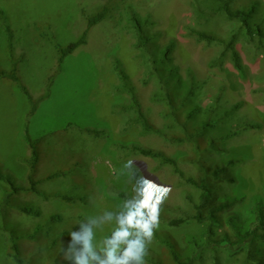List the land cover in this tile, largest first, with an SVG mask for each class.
Segmentation results:
<instances>
[{
  "label": "rangeland",
  "instance_id": "1",
  "mask_svg": "<svg viewBox=\"0 0 264 264\" xmlns=\"http://www.w3.org/2000/svg\"><path fill=\"white\" fill-rule=\"evenodd\" d=\"M253 1L264 8V0H235L232 7ZM105 6L107 18L91 27L85 44L59 64L57 48L79 39L87 30V19ZM214 8L211 0H0V69L9 72L15 64L19 79L16 83L0 79V169L28 187L26 131L38 139L39 153L33 174L37 193L10 200L14 207L31 208L37 216L10 210L0 219V229L32 235L23 243L31 264H79L81 260L111 264L108 250L113 241L106 235L119 230L121 222L111 214H128L142 198L130 181L134 169L152 187L170 190L148 249L152 262H169L156 233L172 235L183 247L184 238L204 230L191 220L180 228L167 224L173 217L192 214L198 201V191L186 181L200 178L192 148L170 145L159 134H143L133 112L123 108L130 100L120 90L117 66L129 76L150 125L162 134H176L168 129L165 107L151 101L155 83L143 84L145 63L135 48L131 15L148 21L146 33L153 36L158 50L173 42L172 66L184 78L193 77L192 104L199 110L193 127L220 119L214 130L206 132L202 146L208 147L214 138L212 150L203 155L209 166L236 161L228 166L235 182L220 184L219 195L237 201L233 212L242 219L249 216L254 199L264 196V50L237 46L243 76L229 56L221 66H212L220 47L198 42L190 30L224 39L238 28L224 17L211 15ZM21 86L38 101L34 112ZM178 91L173 89L176 99ZM68 122L78 127L64 130ZM130 144L162 152L176 162L183 176L158 159L122 148ZM121 193L131 201L122 200ZM2 194L0 186V200ZM63 196L73 202L63 201ZM9 251L8 235L0 230V264H13ZM219 252L221 264H235L228 250ZM198 264H214L213 252H203Z\"/></svg>",
  "mask_w": 264,
  "mask_h": 264
},
{
  "label": "trees",
  "instance_id": "2",
  "mask_svg": "<svg viewBox=\"0 0 264 264\" xmlns=\"http://www.w3.org/2000/svg\"><path fill=\"white\" fill-rule=\"evenodd\" d=\"M215 8L211 15H219L238 25L224 39L217 38L207 32L190 30L192 36L198 42L207 45H216L220 47L218 57L212 62V66H221L226 56H229L234 68L240 76H243V67L241 56L237 46L240 44L253 46L257 50H264V8L260 6L259 1H253L248 5L232 7L235 0H211ZM201 13V12H200ZM109 14V8L103 7L94 15L87 19V30L74 42L65 47H58V63L62 64L65 58L76 51L80 46L85 44L88 30L104 21ZM130 23L134 36L136 38L135 48L138 49L145 63V73L143 84L148 85L154 82L157 89L151 96V101L165 107L166 117L169 118L170 124L168 129L175 133L162 134L153 128L145 116L141 102L135 93L129 76L120 68L116 67L120 81V90L129 96L128 107L126 110L132 111L135 118L134 122L142 128V133H155L161 135L163 140L170 145H181L191 147L196 159L193 164L200 174L198 181L190 178L186 179L196 191H198V201L193 204V213L186 217H173L168 220L170 228H180L189 220L197 225L204 227V230L196 236H188L182 244L172 235H158L156 239L166 248L169 255L168 264H198L201 262L203 252L210 250L213 252L214 264H221L219 251L230 253L234 258L235 264H264V196L254 199L253 206L249 210V216L242 219L238 214L233 212L236 204L235 199L222 197L219 195V186L223 183L232 184L235 182L233 177L228 173V166H234L236 161L229 160L227 165L209 166L204 160L203 155L208 148H213L214 138H210L208 147H202L204 136L208 130H214L220 119H215L202 123L200 126L193 127L196 116L199 113L198 107H193L195 97V81L191 75L188 78L177 74L178 68L172 66L171 54L174 49V43L170 42L162 49H157L152 41L153 36L146 33L145 26L147 20L142 21L135 15L130 16ZM10 36V33H8ZM174 78L173 83L170 80ZM0 79H7L11 82H18L16 75V65L13 64L9 72L0 69ZM21 89L31 104V112H34L38 101L33 100L32 96L21 86ZM173 89H180L181 94L176 99L173 95ZM184 89V91L182 90ZM179 92V91H178ZM47 95V94H46ZM78 127L72 122H68L65 129ZM25 140L27 142L30 157L27 165L30 170L28 175V187L19 185L14 177L4 173L0 169V186L3 194L0 200V219L4 220L10 210L23 213L26 215L37 216L31 208L14 207L10 200L13 196L20 194L37 193V182L33 180L36 165L39 161L38 139H32L26 131ZM131 154H138L143 157L158 159L162 164L169 165L174 172L183 176L177 168L176 162L165 156L162 152L154 151L135 144L122 146ZM212 150V149H211ZM130 181L140 190L143 196V184L141 183L140 172L136 169L132 171ZM264 193V187H263ZM63 201L71 203L73 199L66 196L61 197ZM120 198L126 202L131 199L121 193ZM187 199H190L187 197ZM112 218L117 221H123L127 214L113 212ZM53 220H59L54 217ZM8 235L10 251L7 257L13 264H31L30 259L24 255L23 243L32 238V235L17 234L10 229H0ZM68 234V233H67ZM106 238L110 241L115 240L113 233H108ZM135 238V237H133ZM223 253V252H222ZM145 260H150L151 264H160L152 262L150 256Z\"/></svg>",
  "mask_w": 264,
  "mask_h": 264
},
{
  "label": "clouds",
  "instance_id": "3",
  "mask_svg": "<svg viewBox=\"0 0 264 264\" xmlns=\"http://www.w3.org/2000/svg\"><path fill=\"white\" fill-rule=\"evenodd\" d=\"M131 163V162H130ZM143 196L138 207L128 212L126 218L120 222L119 230H114L115 237L108 250V259L111 264H147L145 257L154 238V230L159 225L161 207L168 197L169 189L159 185L152 187L143 174ZM125 225L128 227L125 228ZM133 234L135 238H133ZM75 239V233H72ZM79 264H86L79 261Z\"/></svg>",
  "mask_w": 264,
  "mask_h": 264
}]
</instances>
